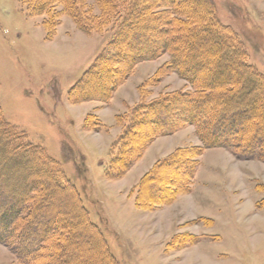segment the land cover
<instances>
[{"label":"rangeland","instance_id":"obj_1","mask_svg":"<svg viewBox=\"0 0 264 264\" xmlns=\"http://www.w3.org/2000/svg\"><path fill=\"white\" fill-rule=\"evenodd\" d=\"M212 1L221 23L238 35L248 63L264 75V0ZM43 19L30 16L19 0H0V107L9 123L60 163L74 195L54 191L55 183L44 173L50 167L44 163L43 171L34 172L32 159L24 153L19 164L13 158L2 162L7 179L26 174L25 185L48 187L43 211L61 213L70 223L75 218V199L103 233L117 264H264L261 159L238 158L224 148L207 149L189 191L159 208H137L131 192L156 158L176 146L200 144L195 128L188 125L148 146L127 175L106 176L110 149L121 132L113 115L140 100L139 85L170 56L139 63L106 103L71 104L70 89L106 48L112 31L88 34L63 13L55 34L47 38ZM186 87V81L173 72L147 91L152 90L155 98ZM96 108L105 128L86 130V113ZM77 234L64 258L78 264L100 262L103 249L98 242L88 234ZM0 264H19L1 242Z\"/></svg>","mask_w":264,"mask_h":264},{"label":"trees","instance_id":"obj_2","mask_svg":"<svg viewBox=\"0 0 264 264\" xmlns=\"http://www.w3.org/2000/svg\"><path fill=\"white\" fill-rule=\"evenodd\" d=\"M19 1L30 16L44 17L47 38L55 34L63 13L88 34L112 31L106 48L70 89L72 104L106 103L139 63L170 56L139 85L140 100L116 114L121 133L110 149L106 176L123 177L158 137L188 125L195 128L200 144L176 148L141 177L131 192L137 208H159L189 191L199 157L207 149L224 148L238 158L264 161V75L248 63L238 35L218 19L212 0H92L91 5L89 0ZM173 72L187 87L152 98L148 87ZM84 127L101 131L105 124L90 112ZM0 145V242L18 263L78 264L63 254L70 251L79 231L103 249L95 264H117L103 233L75 199L70 223L61 213L43 211L48 187L25 185L24 173L7 179L2 162L13 158L19 164L24 153L32 159L34 172L43 171L44 163L50 167L44 173L55 183L54 191L74 195L60 163L9 123L1 107Z\"/></svg>","mask_w":264,"mask_h":264},{"label":"crops","instance_id":"obj_3","mask_svg":"<svg viewBox=\"0 0 264 264\" xmlns=\"http://www.w3.org/2000/svg\"><path fill=\"white\" fill-rule=\"evenodd\" d=\"M85 102H94V101H85ZM82 103V102H81ZM84 103V102H83ZM72 104V103H71ZM77 104H80V103H77ZM98 110V108H96V109H94V110H90L89 112H87L86 113V115L88 114V113H90V112H95V114L101 119V121L105 124V122L102 120V118H101V116L98 114V113H96V111ZM115 116H116V114L115 115H113V120H115ZM86 117V116H85ZM185 129V128H184ZM183 130V129H182ZM121 131V129L119 130V132ZM179 131H181V130H179ZM179 131H177V132H179ZM176 132V133H177ZM121 133V132H120ZM120 133H119V135H120ZM175 134V133H174ZM118 135V136H119ZM117 136V137H118ZM162 137V136H161ZM158 138H160V137H158ZM157 138V139H158ZM157 139L150 145V146H152V145H154L155 144V142L157 141ZM114 143V142H113ZM192 145H199V144H185V145H181V146H176V147H173V149L172 150H170L168 153H166V154H163L161 157H159V158H156V160L153 162V164L151 165V167L148 169V170H146L142 175H141V177L147 172V171H149L152 167H153V165L158 161V160H160V159H162V158H165L166 156H168L169 154H171L176 148H178V147H185V146H192ZM149 146V147H150ZM148 147V148H149ZM207 150H205L204 151V153L199 157V165H198V167H197V170H196V174L198 173L197 171L199 170V166H200V164H201V157L205 154V152H206ZM135 165V164H134ZM131 169V168H130ZM129 173V171L125 174V175H127ZM196 174H195V179H196ZM124 175V176H125ZM141 177L139 178V180L141 179ZM138 180V181H139ZM138 181H137V183H138ZM137 183H135V185L137 184ZM194 185V184H193ZM176 201V200H175ZM174 201V202H175Z\"/></svg>","mask_w":264,"mask_h":264}]
</instances>
